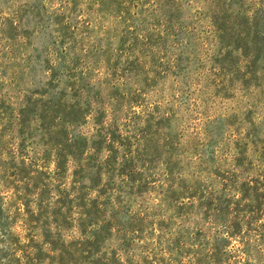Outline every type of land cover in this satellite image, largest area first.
I'll list each match as a JSON object with an SVG mask.
<instances>
[{
  "label": "rangeland",
  "instance_id": "rangeland-1",
  "mask_svg": "<svg viewBox=\"0 0 264 264\" xmlns=\"http://www.w3.org/2000/svg\"><path fill=\"white\" fill-rule=\"evenodd\" d=\"M0 264H264V0H0Z\"/></svg>",
  "mask_w": 264,
  "mask_h": 264
},
{
  "label": "trees",
  "instance_id": "trees-1",
  "mask_svg": "<svg viewBox=\"0 0 264 264\" xmlns=\"http://www.w3.org/2000/svg\"><path fill=\"white\" fill-rule=\"evenodd\" d=\"M232 227H234L236 229L235 226H232ZM247 241H249V240L247 239ZM241 245H243V248H245L246 246L248 247L250 245V243L249 242H242ZM218 259H219V257H218Z\"/></svg>",
  "mask_w": 264,
  "mask_h": 264
}]
</instances>
